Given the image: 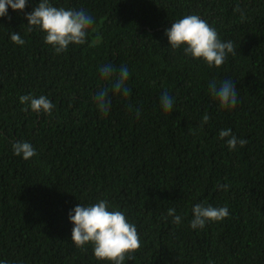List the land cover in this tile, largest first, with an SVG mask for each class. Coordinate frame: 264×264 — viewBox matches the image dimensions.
<instances>
[{
  "label": "trees",
  "instance_id": "obj_1",
  "mask_svg": "<svg viewBox=\"0 0 264 264\" xmlns=\"http://www.w3.org/2000/svg\"><path fill=\"white\" fill-rule=\"evenodd\" d=\"M39 2L0 18V261L108 264L90 244H73L69 219L78 204L106 200L140 237L125 264H264V0H49L94 17L89 43L61 54L44 33L28 31L25 16ZM191 14L234 44L220 68L169 45L166 30ZM96 35L101 43L89 46ZM102 66L116 69L112 81ZM122 66L130 94L110 93L104 117L94 94L110 88ZM229 79L238 103L221 111L208 84ZM165 92L170 112L160 105ZM23 95L46 96L52 114L25 111ZM224 129L246 146L229 150ZM17 141L37 155H14ZM196 204L226 206L229 216L192 229Z\"/></svg>",
  "mask_w": 264,
  "mask_h": 264
},
{
  "label": "clouds",
  "instance_id": "obj_2",
  "mask_svg": "<svg viewBox=\"0 0 264 264\" xmlns=\"http://www.w3.org/2000/svg\"><path fill=\"white\" fill-rule=\"evenodd\" d=\"M28 0H0V18L8 16V8L13 11H23ZM28 21V31L38 29L44 33L45 43L51 46L56 54L67 52L70 45L81 46L89 43V36L96 29L94 17L87 11L80 9H65L53 6L49 0H40L38 5L25 16ZM169 45L173 50L183 48L185 56H191L195 60L203 61L208 67L220 68L229 54L235 55L234 44L231 41H222L215 28L201 19L196 14L186 15L182 19L172 23L166 30ZM10 39L14 44L23 46L25 41L19 33H11ZM101 43V37L95 39L89 46ZM101 77L105 81H112L116 69L112 66L100 68ZM129 71L122 66L119 74L111 87H100L94 94V102L100 114L107 117L111 108L110 93L129 96L127 86ZM210 95L218 101L221 111H232L238 103L237 89L232 80H210L208 84ZM20 103L25 105V111L30 106L37 114L51 115L55 105L46 97L38 98L32 95L19 97ZM173 98L165 92L160 97V105L164 112H170L173 107ZM137 116L139 112L137 110ZM210 117L205 114L202 124H206ZM219 138L225 140L229 150H235L237 145L244 147L247 141L237 139L231 129L221 130ZM13 153L22 156L27 161L37 155L36 150L28 142L17 141L12 145ZM227 191L228 185H218ZM193 219L190 222L192 229H203L211 222H221L229 216V210L224 207L196 204L193 209ZM168 215L173 217V223L179 225L182 217L176 215L175 209H169ZM70 222L74 225L71 239L73 244L82 250L91 245L94 257L98 261L108 264H125L126 259H134L140 247V237L135 224L130 223L124 212L110 210L106 200H100L90 206L78 204L69 213ZM0 264L6 262L0 261Z\"/></svg>",
  "mask_w": 264,
  "mask_h": 264
}]
</instances>
